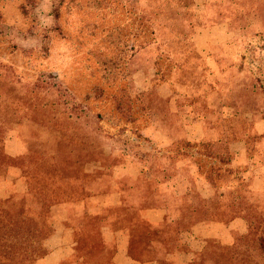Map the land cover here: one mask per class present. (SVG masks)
<instances>
[{"label":"rangeland","instance_id":"1","mask_svg":"<svg viewBox=\"0 0 264 264\" xmlns=\"http://www.w3.org/2000/svg\"><path fill=\"white\" fill-rule=\"evenodd\" d=\"M0 106V149L16 156L6 168L0 161V184L42 181L64 203L82 196L70 167L78 158L94 162L109 186L120 166L140 161L191 182L197 222L229 228L243 218L224 234L231 243L210 239L195 261L264 264V190L255 179L264 175V0H0ZM201 138L219 157L202 155ZM104 165L111 170L101 174ZM212 168L224 174L213 180L214 200L226 205L219 211L204 209L190 179ZM55 231L31 255L14 254L13 236H4L0 264H38L54 253ZM98 258L78 249L68 261Z\"/></svg>","mask_w":264,"mask_h":264},{"label":"trees","instance_id":"2","mask_svg":"<svg viewBox=\"0 0 264 264\" xmlns=\"http://www.w3.org/2000/svg\"><path fill=\"white\" fill-rule=\"evenodd\" d=\"M0 106V114L2 113ZM0 134L2 130L0 129ZM199 145L204 146L206 149L202 152V155L209 158L219 157L218 154L208 150L210 146L209 140H204ZM20 151V150H19ZM18 151V152H19ZM61 153V152H60ZM58 155H65L64 152ZM16 156H9L6 152L0 149V161L3 162L4 168H6ZM94 163V162H90ZM88 159L78 160L70 166L77 175H80L83 195L81 197H74L71 201L61 203L57 194L54 190L48 189L42 181L27 183L26 181L19 184L4 182L0 184V188L7 189L8 203L10 206L0 210V217L4 213V221H0V245L3 244L4 236L12 235L14 238V243L11 244L14 254L21 253L22 251L31 252L37 251L35 244L39 242V238H45L49 230L53 227L57 229H66L70 233V241L67 244L71 245L74 251L80 249V251L85 250L86 253L91 257L99 254V258L94 264H103L107 259L110 260L115 254L114 245L107 244L106 238L103 234V228L106 222L111 221L112 227L116 231L125 228L128 220L132 216V207L135 204L143 206L147 192H149L153 187L154 183L159 182L154 177V170L147 171L140 168V161L138 162V169L140 175L136 181L130 178H120V171L115 177L112 186H120V190L133 189L135 193L124 195L122 203L109 207L104 212L96 214L90 213L89 211H84L79 214L74 212L70 215L69 220L62 221L56 215V209L62 205L74 203L79 204L81 201L92 199L91 203L95 201V204L101 196L107 195L112 189L109 186V182L105 183L104 178L98 177V169L96 166L91 167ZM84 164L87 169L81 171ZM231 164V163H230ZM68 162L62 163V172L65 174L67 172ZM91 167V168H89ZM101 174L103 172L110 171L111 167L106 165L98 167ZM200 171V167L198 168ZM198 171V172H199ZM108 175H104L106 177ZM112 175H110L111 177ZM98 177V182L93 184L103 186V188H98L94 190L92 188V183L94 178ZM206 179L213 183L214 178L222 179L224 174H220L218 169L212 168L210 172L205 175ZM227 176H225V179ZM91 179V180H90ZM22 181V180H21ZM175 191L172 194V200L175 204V209L172 211L171 221H165L164 224L159 226L150 225L147 227V234L145 236L136 237L133 236L130 240V246L128 250L129 256L141 263L154 262L156 264H178L177 261L172 257L182 252H190L193 254L189 261L193 264H202V261H195L203 253L207 251V243L209 239L203 240L202 248L199 249L200 245L196 244L194 237L198 235L197 225L202 221H196L194 214L197 212V207L193 206V189L189 184L186 185L182 178L177 179V184L174 185ZM117 190V189H116ZM140 192V195L135 196V194ZM19 194L18 196H15ZM202 200H204L202 198ZM92 205V204H91ZM93 206V205H92ZM10 224L11 228L5 230V224ZM102 244L100 248L96 245ZM259 245L264 250V239L261 237L259 239ZM4 246V244H3ZM2 246H0L1 248ZM101 250V251H100ZM99 252V253H98ZM71 258V257H69ZM67 258L62 262V264H82L80 260L70 262ZM69 263H66V262ZM100 261V262H99Z\"/></svg>","mask_w":264,"mask_h":264},{"label":"crops","instance_id":"3","mask_svg":"<svg viewBox=\"0 0 264 264\" xmlns=\"http://www.w3.org/2000/svg\"><path fill=\"white\" fill-rule=\"evenodd\" d=\"M204 37V34L200 36V39ZM187 133V132H186ZM188 136V139H191L189 137H192L191 133L189 132L186 134ZM204 138H201L198 140L200 143L204 141ZM219 142H216L217 144ZM167 145V144H164ZM233 146V145H232ZM239 149V148H238ZM240 153V158L244 157L245 152L238 150ZM140 169H138V166L135 163L127 162L124 165L119 167L120 171V178H130L134 181H136L140 175L139 172ZM154 177L160 181L154 183L155 187L151 189V191L147 192V196L145 198V202L143 206H139L138 204H135L132 207V216L128 220L125 228L119 229L118 231L115 230L114 227H112V222L108 221L104 225L103 228V234L106 238L107 244L114 245L115 248V254L113 258L110 261V264H156L154 262H145L141 263L139 261H136L132 259L129 254V246H130V240L133 236L141 237L145 236L146 233H136L133 230V224L136 222L137 224H140L142 226H145L146 231L147 227L150 225L153 226H159L161 224H164L165 221H168L170 223L172 211L175 209V204L172 200V194L175 191L174 185L177 184V181L175 180L174 175L166 176L153 171ZM159 174L162 176V178H159ZM192 176L190 179H193L192 183L194 186L198 183L199 188H196L198 193L201 195V197L206 201V206L204 209L211 207L214 211L223 210V207L226 209V205L223 206V201L219 202L214 200L217 192L216 188L211 184L206 177L200 175L198 170L192 172ZM173 177V178H172ZM186 177L182 176V180H185ZM256 181L261 182L264 186V175L263 176H256ZM252 180V182L255 181ZM189 180V179H187ZM185 183V182H184ZM191 185V182L188 183ZM187 185V184H186ZM262 186V190H264V187ZM202 187V188H201ZM120 186H113V189L105 196H101L95 204H93L95 201L91 203L92 199H86L84 201H81L79 204L69 203L62 205L56 209V215L59 219L62 221L69 220L70 215L74 212H77L79 214L83 213L85 210L89 211L90 213H102L109 207L117 206L122 203V199H124V195L128 196L129 194H134L135 191L133 189L129 190H122L118 191ZM117 189V190H116ZM205 189V190H203ZM120 190V189H119ZM220 193H224V191H221ZM81 194L83 195V187H81ZM140 195V192L135 194L136 198ZM7 196V189L6 188H0V200L6 198ZM93 206H92V205ZM222 205V206H221ZM66 211V212H64ZM65 213V214H63ZM63 214L64 217H61L60 215ZM134 221V222H133ZM243 227V218L236 217L230 222L229 228L220 222H212L209 223L207 221L201 222L197 225L196 228H198V235L194 237V241L196 244L200 245L199 249L202 248L203 240L205 239H220L223 240L225 243H231L232 238H229V234L233 229H237L238 226ZM222 226V227H221ZM243 231V229H242ZM229 233L228 236L224 235L225 233ZM70 233L66 229H57L55 231V235L50 239V243H56L55 251L52 254H49L48 256L41 259V261L38 264H62L64 260H66L68 257H72L74 253V249L71 245L67 244L70 241ZM59 247V248H58ZM58 248V249H57ZM193 254L190 252H182L175 256H172L178 264H186V259L190 261ZM187 262V261H186Z\"/></svg>","mask_w":264,"mask_h":264}]
</instances>
